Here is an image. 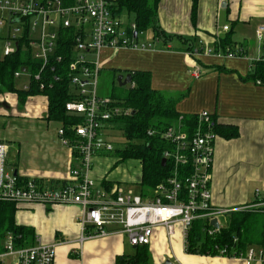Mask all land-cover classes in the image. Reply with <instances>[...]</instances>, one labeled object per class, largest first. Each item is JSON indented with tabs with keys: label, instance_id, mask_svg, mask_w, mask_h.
Returning <instances> with one entry per match:
<instances>
[{
	"label": "crops",
	"instance_id": "crops-1",
	"mask_svg": "<svg viewBox=\"0 0 264 264\" xmlns=\"http://www.w3.org/2000/svg\"><path fill=\"white\" fill-rule=\"evenodd\" d=\"M192 7V0H161L156 25L174 38L167 44L163 39L155 43V32L149 29L145 31L149 32V39L140 40L155 43L154 48L115 52L113 60L123 68H114L127 75L149 72L152 88L171 98L179 114L191 117L209 111L215 128L220 127L224 134L238 131V136L233 138L216 131L214 146L212 201L216 209L233 212L222 217L223 226H228L230 216L237 209L264 201V83L255 76L256 60L264 56V0H199L195 22ZM225 26H229V31L223 30ZM227 37L231 41L228 49L238 51L236 58L213 55L193 58L186 51L188 39L215 48V44ZM111 51H105L102 57ZM195 66L200 68L199 78L192 76ZM259 70L264 71V67ZM28 85L30 80L23 77L16 80L18 91H0V139L9 144L8 170L20 179L62 186L70 181L74 153L60 143L61 123L48 118L49 97L35 94L22 99L20 93L28 91L25 89ZM17 129L25 134L23 140L16 138ZM108 155L99 154L95 158L96 189L105 188V183L138 185L140 172L134 170L127 178H110L109 164L103 163ZM116 173L113 176L119 177ZM257 190L259 197L255 194ZM260 211L256 215L262 222L261 240L252 239L253 244L246 249L257 245V249L264 251V208ZM81 215L82 209L77 205L22 204L17 206L16 222L33 230L34 243L40 240L57 245L55 264H116L118 257L137 253L134 248L133 253L129 252V240L121 233L91 239L80 246L77 241ZM246 232L243 227L242 234ZM148 249L152 264L167 260L173 264H245L242 259L187 253L180 230L169 238L164 229H157ZM7 262L12 264V259ZM253 264H264V258Z\"/></svg>",
	"mask_w": 264,
	"mask_h": 264
},
{
	"label": "built area",
	"instance_id": "built-area-1",
	"mask_svg": "<svg viewBox=\"0 0 264 264\" xmlns=\"http://www.w3.org/2000/svg\"><path fill=\"white\" fill-rule=\"evenodd\" d=\"M229 29V26L223 28L224 31ZM21 30L23 35L18 36ZM145 34L138 31L135 22L125 24L116 16L111 0H0V36L7 35L4 57L15 54L22 42L23 49L29 51L33 62L38 64L36 72L28 66L20 67L14 78L26 77L30 82H39L40 90L46 88L44 81L68 79L72 100L66 103V112L79 118L68 128L61 123L58 131L61 144L70 148L75 158L70 181L62 186L20 179L9 171V144L0 140V201L16 206H80L81 233L77 241L80 246L91 239L121 233L131 246L149 248L156 230L164 229L169 238L180 230L186 251L190 231L196 222H206L209 227L205 233L213 237L221 227L219 219L230 212L213 206L212 168L217 133L209 111L195 115L197 126L192 132L184 125V116L164 131L148 132V136L158 135L169 145L163 159H166V166H170L171 175L156 189L140 194L126 190L123 184L96 189L93 178L95 158L114 151L109 135L106 136L103 130H113V120L131 113L111 97L101 96L102 55L107 50H152L161 39L156 38L155 43L149 44L140 40ZM12 40L16 41L15 47ZM199 44L201 51L195 50L189 56H239L238 51L223 54L203 42ZM256 61L264 62V56ZM192 76L199 78L198 66ZM131 84L134 88L135 83ZM29 88V85L25 87L26 90ZM255 194L259 197L260 191ZM263 208L264 201H257L236 211H260ZM214 219L219 220L218 229L211 225ZM112 226L116 229H109ZM238 242V238L233 241L234 244ZM56 250V244H45L40 240L19 247L13 235H8L0 251V264H7V259H12V264H55ZM218 256L253 264L263 261L264 251L252 247L244 251L223 247L218 249Z\"/></svg>",
	"mask_w": 264,
	"mask_h": 264
},
{
	"label": "trees",
	"instance_id": "trees-1",
	"mask_svg": "<svg viewBox=\"0 0 264 264\" xmlns=\"http://www.w3.org/2000/svg\"><path fill=\"white\" fill-rule=\"evenodd\" d=\"M113 2V12L121 17L124 11L134 16L138 31H147L152 29L155 33V39H163L167 44L173 36H168L156 25V16L161 0H111ZM192 20L195 22L199 0H192ZM22 43V42H21ZM19 45L17 52L10 57L0 59V91L15 92L16 79L14 73L22 66H28L32 72H36L37 65L33 62L29 51H25L22 45ZM186 51L193 53L200 49L196 39H188ZM231 46L230 38L223 39L219 44H215V50L222 49L225 53L236 52L234 49H228ZM69 59V57H68ZM257 79L264 83V71L259 70L264 67V62H256ZM132 79L135 83L134 88L123 97H111L117 103L131 110L128 117H122L112 121L113 128H117L125 138L124 147L115 151L119 163L131 160H138L142 166V180L139 186L141 191H153L158 185L165 182L171 175L170 166H162L163 153L169 149L158 135L148 136L151 130L164 131L168 127L176 124L181 116H184L183 123L192 132L197 126L195 116H185L177 112L176 105L171 98H166L158 91L152 88V80L149 72H132ZM45 90H40V83L31 80L28 91H21L22 99L26 96L35 94H44L49 97V120L63 123L66 128L77 123L79 118L69 115L66 112L65 105L72 100L70 95V82L68 79L61 81H44ZM215 132L233 138L238 136V131L233 130L224 134L222 129L214 128ZM67 134L72 136L70 131ZM105 183V182H104ZM107 188L112 186H107ZM17 206L15 203L0 201V251L8 235H13L15 244L19 247L30 246L34 243V232L32 229L20 226L16 222ZM262 212V211H259ZM264 212V211H263ZM256 211H239L230 216L228 226H221L217 234L213 237L208 236L205 231L209 225L206 222H196L188 237V247L186 252L189 254H200L209 256H218V249L223 247L234 248L238 251H244L247 245H252V228L258 221ZM245 227L246 233L242 234V228ZM242 237L243 240H242ZM235 238L239 239L238 244H234ZM137 253L132 256H121L116 259V264H151L150 252L148 247H138Z\"/></svg>",
	"mask_w": 264,
	"mask_h": 264
},
{
	"label": "rangeland",
	"instance_id": "rangeland-1",
	"mask_svg": "<svg viewBox=\"0 0 264 264\" xmlns=\"http://www.w3.org/2000/svg\"><path fill=\"white\" fill-rule=\"evenodd\" d=\"M122 20L125 24L129 23V22H133L134 21V16H130L127 14V12H123L122 14ZM152 30V29H151ZM154 31L152 30V33ZM154 34V33H153ZM18 36H22L23 35V31L21 30V32H19L17 34ZM7 37V35H6ZM6 37H4V39L0 38V59L4 57V49H5V45H6ZM148 40L149 39V32L145 34L144 37H141V40ZM12 45L13 47L16 46V41L12 40ZM115 51H111L108 53L107 56H103L102 57V63L104 65V70L101 72V76H100V80H99V90L102 96H108V97H123L125 96L130 88L132 87V84H128L126 86H120L119 82H118V78L119 76L123 75L126 77V73L123 71H118V69L115 68H123L122 64L119 62V64L117 62H115V60H113L116 56L114 55ZM108 57H110L111 61L108 62ZM108 65L110 67H108ZM115 67V68H114ZM60 123V122H59ZM61 125V124H60ZM108 131V132H107ZM103 133L107 136L109 135L110 140L113 143L114 146V151L111 152L108 156H106L104 158L103 163H105V165L109 164V168L108 171L109 172V177L112 179H119L121 177H126L128 176L129 173H131V171H136L137 173L140 172V177H139V182H141L142 180V171H141V164L138 160H131V161H127L124 163H119L118 162V158L115 155V151H117L118 149H122L124 147V143H125V138L123 137V134L121 133V131L119 129H113V130H108L105 129L103 130ZM16 134V138H18V136L21 138V140L24 139L25 134L20 131L19 129H17ZM1 140V139H0ZM61 143V142H60ZM111 165V166H110ZM115 172H118L116 174L120 175L119 177H116L115 175L113 176V174ZM99 182V181H97ZM124 188L126 190H131L134 191L137 194L141 193V186L137 185V184H131V183H124L123 184ZM248 211H254V210H248ZM256 212H259V210H257ZM233 213V212H230ZM231 215V214H229ZM228 214H226L224 217H227ZM224 220L223 218H221V225L223 226ZM253 230V234L250 233V236L256 240V241H260L261 240V233H262V222L261 221H257L255 223V228L252 229ZM257 245H254V248L257 249ZM129 252L133 253L134 249L133 247L129 246L128 247ZM136 251V250H135ZM7 264H9L7 262Z\"/></svg>",
	"mask_w": 264,
	"mask_h": 264
},
{
	"label": "water",
	"instance_id": "water-1",
	"mask_svg": "<svg viewBox=\"0 0 264 264\" xmlns=\"http://www.w3.org/2000/svg\"><path fill=\"white\" fill-rule=\"evenodd\" d=\"M118 82L120 84V86H126L128 84H131L133 82V79H132V75L131 74H128L126 77H124L123 75L119 76L118 78ZM167 164L166 162V159H163L162 160V166L165 167ZM211 225L218 229L220 226H219V220L218 219H214L211 221ZM134 249H137L136 247H133ZM163 264H173L170 260H167L165 263Z\"/></svg>",
	"mask_w": 264,
	"mask_h": 264
}]
</instances>
